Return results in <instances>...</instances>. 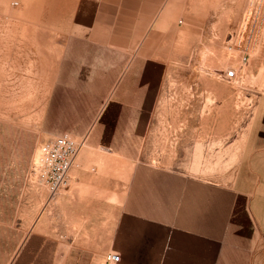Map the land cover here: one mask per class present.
<instances>
[{
  "label": "crops",
  "instance_id": "0c3cea01",
  "mask_svg": "<svg viewBox=\"0 0 264 264\" xmlns=\"http://www.w3.org/2000/svg\"><path fill=\"white\" fill-rule=\"evenodd\" d=\"M192 1L77 0L49 104L68 124L54 133L88 134L87 144L10 264H101L108 252L120 264H249L262 210L247 182L215 184L147 159L164 53ZM254 111L238 171L264 154V99Z\"/></svg>",
  "mask_w": 264,
  "mask_h": 264
},
{
  "label": "rangeland",
  "instance_id": "374dc122",
  "mask_svg": "<svg viewBox=\"0 0 264 264\" xmlns=\"http://www.w3.org/2000/svg\"><path fill=\"white\" fill-rule=\"evenodd\" d=\"M191 3L188 18L179 21V42L164 53L147 159L215 184L233 185L237 174L247 182L262 210L249 264H264V154L238 171L243 136L255 104L264 99V0ZM76 4L0 0V264L12 262L33 222L51 209L31 171L39 146L68 125L59 120L63 108L49 103ZM228 70L235 78L226 81ZM83 223L77 220L79 227Z\"/></svg>",
  "mask_w": 264,
  "mask_h": 264
},
{
  "label": "built area",
  "instance_id": "2783aa9c",
  "mask_svg": "<svg viewBox=\"0 0 264 264\" xmlns=\"http://www.w3.org/2000/svg\"><path fill=\"white\" fill-rule=\"evenodd\" d=\"M235 78V71L228 70L222 74V79L229 81ZM87 135L74 138L68 132L60 133L42 143L32 164V175L47 194L46 203L58 196L67 186L68 174L79 151L85 146ZM120 255L116 252L105 254L102 264H120Z\"/></svg>",
  "mask_w": 264,
  "mask_h": 264
}]
</instances>
